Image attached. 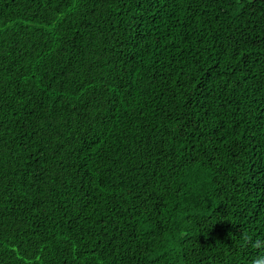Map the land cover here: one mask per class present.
<instances>
[{
    "label": "trees",
    "instance_id": "1",
    "mask_svg": "<svg viewBox=\"0 0 264 264\" xmlns=\"http://www.w3.org/2000/svg\"><path fill=\"white\" fill-rule=\"evenodd\" d=\"M0 264H264V0H0Z\"/></svg>",
    "mask_w": 264,
    "mask_h": 264
}]
</instances>
